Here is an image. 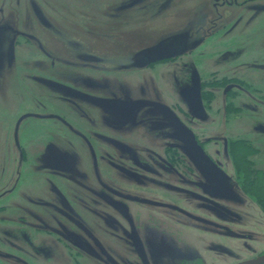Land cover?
I'll use <instances>...</instances> for the list:
<instances>
[{"label":"flooded vegetation","instance_id":"1","mask_svg":"<svg viewBox=\"0 0 264 264\" xmlns=\"http://www.w3.org/2000/svg\"><path fill=\"white\" fill-rule=\"evenodd\" d=\"M145 1L126 0L117 12L134 9ZM262 1L197 0L195 12L200 15L186 24L189 43L184 53L136 67L132 57L149 47L143 46L126 56L116 71H108L101 56L81 47L79 41L65 38L58 23L34 0L27 1L22 19L13 10L6 16L4 9L8 11L9 4L5 5L9 2L0 0V216L10 210L9 204L14 209L19 205L20 184L22 190L32 189L38 197L26 198L29 208L3 217L17 222L18 230L43 231L75 254L67 260L63 256L49 260L44 244L29 242L32 252L28 258L12 255L0 259V264H53L55 260L62 264H264V233L235 228L232 221L240 222V215L232 217L224 209L225 204L240 206L247 192L244 188L261 182L255 175L249 182L246 174L239 173L247 168L244 172L249 169L251 174L264 176V169L249 159L259 154L257 143L241 137L221 141L222 157L228 154L236 164L235 177L224 182L225 163L208 154L195 131L198 120L192 115L200 113L199 108L184 114L176 109L179 105L156 99L154 86L139 83L134 87L124 82L156 64L193 56L200 47L205 49L206 38L218 32L224 37L235 34L243 22L241 11L250 13L248 23L254 14L252 8ZM49 38L66 46L59 53L51 50ZM208 53L203 51L199 56L204 58ZM228 55L220 54L223 58ZM187 67L189 77L193 76L194 68ZM195 78L189 79L188 85ZM14 82L27 106L17 103L13 108ZM27 84L36 93L35 109ZM197 90L206 122L214 92L220 94L226 114L238 111L237 98L250 95L252 88L244 79L222 76L218 80L200 78ZM168 113L190 132L212 162L214 178L200 172L180 153L181 147L185 148L182 134L173 127ZM161 117L171 132L177 133L174 140L160 139L156 124ZM245 154L248 158L242 157ZM167 178L183 189L178 193L184 199L180 204L175 199L173 204L158 202L141 193L156 187V180ZM204 178L222 189L228 183L235 195L209 185ZM205 194L215 195L212 202L219 206L204 200L208 198ZM149 210L169 216L177 223L176 230L162 225L155 216L145 217ZM192 226L204 233L212 231L207 233L212 240L200 244L185 241L181 233L191 234ZM110 238L119 243L117 251L109 245ZM54 245H50L53 252L59 254Z\"/></svg>","mask_w":264,"mask_h":264},{"label":"rangeland","instance_id":"2","mask_svg":"<svg viewBox=\"0 0 264 264\" xmlns=\"http://www.w3.org/2000/svg\"><path fill=\"white\" fill-rule=\"evenodd\" d=\"M27 1L7 0L9 3H6L5 6L9 4V9L8 11L4 9L6 16L9 14L8 12L13 10L12 12L17 15L18 19H22L27 12ZM124 1L126 0H34L46 11L50 19L58 23L57 26L65 38L75 39L87 51L101 56L104 61L103 66L108 71H116L119 64H124L126 56L143 46H151L166 36L181 33L186 35L187 39L186 24L192 20L196 21V16L200 15V13L195 12L198 8L196 5L197 0H146L142 5L134 9L117 12L118 5ZM261 4L256 6V8H252L254 14L251 13L248 19V21H251L248 23L245 21L250 13L241 11L243 22L239 25L235 34L224 37L218 32L214 36L206 38L205 42L207 45H205V49L200 47L193 56L156 64L149 70L137 74L136 79L128 77L124 81L134 87L139 83L151 88L154 86L157 92L156 99L164 104L179 105L180 108L176 109L184 112V114L185 110L190 111L192 108H199L200 113H193L194 115H192L193 118L198 120V122L196 120L198 125L195 131L200 140L205 143V149L208 154L219 160L222 159V162L225 163L224 170L228 176L222 173L224 182L230 180L229 176L232 179L235 177L234 169L236 165H234V160L228 154L224 158L222 157L221 141L224 139L231 142L235 138L241 137L251 143L255 141L260 147V152L249 159L252 160L256 167L264 169V132H262L261 128H264V13H262L264 12V3ZM198 30H203V27L198 28ZM105 36L111 37L104 38ZM60 42L49 38L48 46L51 50L59 53L58 50L66 46L65 42L64 46ZM203 51H209V55L204 58L200 57L199 55ZM222 52H227L229 55L223 58L220 56ZM32 56L34 57V54ZM23 61L24 59H21L20 64ZM187 64L194 68L196 73L193 71V76L189 77ZM253 64H255L254 67ZM194 76L196 78L193 84L188 85L189 79L192 80ZM222 76L244 79L250 83L251 94L239 96L237 99L240 109L233 112L228 111L225 114L220 94L213 91L214 99L210 102L209 119L205 122L202 120L204 116L200 97H198L197 85L199 87L200 78L218 80ZM27 87L33 95V100L30 99V102L32 108L35 109L34 95L36 93L32 89L34 87L30 84H27ZM12 91L14 98L13 108L17 103H20L21 107L27 106L26 100L21 97L15 82ZM0 98L3 99L2 97ZM157 125L162 141L168 142L175 139L173 134L177 135V133H172L173 131L163 117L158 120ZM180 153L186 161L190 160L184 147H181ZM243 156L248 158L246 154ZM161 157L164 158L165 156L162 154ZM235 160L237 163V159ZM111 169L113 168L111 167ZM246 169L243 168V171L239 173L241 175L246 174L244 178L247 181L250 182L255 175L261 179V182L257 185L253 183L252 186L244 188L247 192L245 198L241 196V200L242 198L243 200L240 206L233 203L232 205L225 204L224 209L231 212L232 217L240 215V222L232 221V225L235 228L238 226L242 229L264 233V176L262 174H251L248 171L249 169L244 172ZM110 172L116 174L114 170ZM240 178L243 177L240 176ZM205 180L209 185H214L220 190L224 189L216 182H210L204 178ZM226 184L227 186L223 191L230 194V196H234L232 189L230 190L228 183ZM41 186L45 193V185L42 183ZM17 190H19V205L14 209L13 204H9L10 210L7 211V214L3 213L2 217L0 216V259L11 258L12 255H16L19 258H28L32 252L29 246L31 244L36 246L44 244V248L49 252V260L62 258V256L66 260L74 258V253L66 250V246L57 243L55 238L50 235L45 234L41 230H18L17 222L8 217H3L10 216L15 212L17 214L22 213L25 208H29L26 198L38 197L30 188L22 190L21 184ZM182 190L172 179L167 178L156 180V187L152 186L149 189L145 188L140 191L144 195L146 194L145 196L152 197L158 202L173 204L172 201L175 199L177 200L176 203L180 204L179 200L183 199V197L178 193L182 194ZM205 196L208 198L204 200L209 202L213 201L211 197H216L208 194H205ZM214 205L219 206L216 203ZM212 212L215 213L214 211ZM150 216H155L162 225L164 224L171 230H176L177 228V223L162 212L149 210L145 213V217ZM90 219L92 220V218ZM187 226L183 224L182 227ZM190 229H193L191 234L181 233L185 241L200 244L202 240H212V237L209 236L211 234L209 232L212 231L208 230L204 233L194 226ZM110 240L111 243L109 245L113 250L117 251L119 243L111 238ZM52 243L60 251L59 254L53 252L50 246ZM14 244L15 246H13ZM59 255L60 257H58ZM75 258L83 259L82 256H76ZM55 261L57 262H53V264H62L58 260Z\"/></svg>","mask_w":264,"mask_h":264},{"label":"water","instance_id":"3","mask_svg":"<svg viewBox=\"0 0 264 264\" xmlns=\"http://www.w3.org/2000/svg\"><path fill=\"white\" fill-rule=\"evenodd\" d=\"M187 43L186 35L175 33L162 38L147 48L139 50L133 55L132 59L136 67H142L147 63L161 61L184 53L188 49ZM167 116L172 121L173 127L182 134L181 140L191 162L200 172L210 176L212 175L214 178L212 174L214 170L212 162L196 144L190 132L176 119V117L169 115V113Z\"/></svg>","mask_w":264,"mask_h":264}]
</instances>
